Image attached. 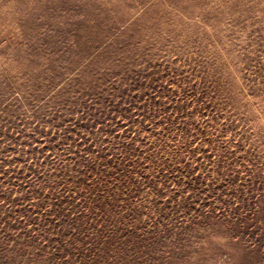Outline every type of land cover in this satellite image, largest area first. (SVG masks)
I'll return each instance as SVG.
<instances>
[{"label":"rangeland","instance_id":"rangeland-1","mask_svg":"<svg viewBox=\"0 0 264 264\" xmlns=\"http://www.w3.org/2000/svg\"><path fill=\"white\" fill-rule=\"evenodd\" d=\"M0 41V264H264V0H0Z\"/></svg>","mask_w":264,"mask_h":264},{"label":"snow or ice","instance_id":"snow-or-ice-1","mask_svg":"<svg viewBox=\"0 0 264 264\" xmlns=\"http://www.w3.org/2000/svg\"><path fill=\"white\" fill-rule=\"evenodd\" d=\"M2 42V41H0ZM256 95H259V93H256ZM190 107V105H189ZM179 111V110H178ZM195 113H193L194 115ZM109 115H111V113H109ZM101 116L103 117L104 120L108 119V116L106 115H103L101 113ZM123 122L119 125V132L122 133L124 135L125 138H130V134H129V129L131 128V121L130 120H127V119H124V118H120ZM132 119H135V115L134 113L132 114ZM116 121L114 120L113 121V125H115ZM101 125H102V120L101 119H97V121L92 124L88 129H87V132L89 133L87 139L85 141H80V138L77 137L76 140L73 141V143H82V142H89L91 140V133H92V130L95 129L97 133H101L102 134V128H101ZM117 133V129L115 127L112 128V132L110 134H112L113 136H115ZM190 135L193 136L194 138V141H195V133L193 132H189ZM74 135V133L72 132V129L69 128L66 132V137L67 138H71V136ZM132 136H136L138 134H136L135 132H133L131 134ZM65 143H67V139L64 141ZM54 143V141H53ZM43 146V145H41ZM81 159L83 160V157H81ZM37 179H39V177H37Z\"/></svg>","mask_w":264,"mask_h":264}]
</instances>
